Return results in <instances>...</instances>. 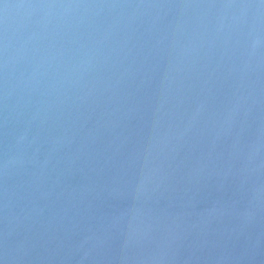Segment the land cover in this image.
<instances>
[{"label":"water","instance_id":"water-1","mask_svg":"<svg viewBox=\"0 0 264 264\" xmlns=\"http://www.w3.org/2000/svg\"><path fill=\"white\" fill-rule=\"evenodd\" d=\"M0 264H264V0H0Z\"/></svg>","mask_w":264,"mask_h":264}]
</instances>
